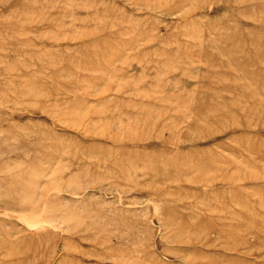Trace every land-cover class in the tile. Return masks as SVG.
Here are the masks:
<instances>
[{
  "label": "rangeland",
  "instance_id": "374dc122",
  "mask_svg": "<svg viewBox=\"0 0 264 264\" xmlns=\"http://www.w3.org/2000/svg\"><path fill=\"white\" fill-rule=\"evenodd\" d=\"M0 264H264V0H0Z\"/></svg>",
  "mask_w": 264,
  "mask_h": 264
}]
</instances>
